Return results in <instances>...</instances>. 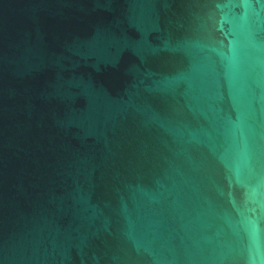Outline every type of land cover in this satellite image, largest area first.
Segmentation results:
<instances>
[{
    "label": "water",
    "instance_id": "water-1",
    "mask_svg": "<svg viewBox=\"0 0 264 264\" xmlns=\"http://www.w3.org/2000/svg\"><path fill=\"white\" fill-rule=\"evenodd\" d=\"M0 264H264V0H0Z\"/></svg>",
    "mask_w": 264,
    "mask_h": 264
}]
</instances>
